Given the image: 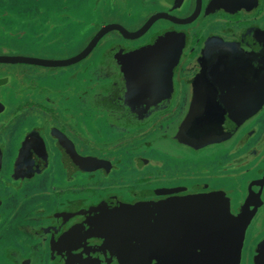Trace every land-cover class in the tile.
Here are the masks:
<instances>
[{
  "label": "flooded vegetation",
  "instance_id": "flooded-vegetation-1",
  "mask_svg": "<svg viewBox=\"0 0 264 264\" xmlns=\"http://www.w3.org/2000/svg\"><path fill=\"white\" fill-rule=\"evenodd\" d=\"M172 1L105 0L97 11L103 24L87 36L82 51L67 58L49 50V39H58V33L22 35L23 43L0 35V57L62 61L82 53L104 26L120 25L136 33L152 17L169 15L137 39H126L118 31L108 33L85 59L68 67L0 63V109L4 107L0 113V264H38L61 224L60 208L46 216L42 203L54 197V207L58 197L76 195L84 182L94 185L79 193L96 196L97 191L117 189L118 193L104 195L110 201L106 203L224 197L233 217L241 213L250 217L241 264H264V186L251 187L264 179V105L225 142L194 149L177 139L193 104L192 112L214 103L231 107L230 116L219 119L228 125L220 124L219 131L213 132L207 123L198 134L210 140L212 135H230L228 128L239 117L232 105L263 101L264 0H184L180 10L174 9ZM79 31L72 29L70 38L77 40ZM74 42L73 47L79 44ZM172 54L177 60L169 74ZM199 115L194 112L196 119ZM205 115L206 121H215ZM162 118V125L142 136ZM100 120L107 129L96 128ZM73 123L80 131L71 127ZM123 134L130 135L121 138ZM106 135L117 141L111 143L118 148L117 156L86 153L93 148L95 136L107 141ZM223 151L226 160L219 161ZM74 155L91 160L78 164ZM169 159L173 167L184 169L168 173ZM104 182V187L94 190ZM155 190L173 193L137 197L138 192ZM25 194L36 201L31 222L42 225L29 236L11 225L12 213L21 207L18 203L12 209L13 202L27 198ZM96 198L103 202L102 197ZM85 199L67 200V208L75 210L79 202L87 203ZM246 201L249 209L243 212ZM95 214L85 213L84 221ZM101 244L97 240L94 246Z\"/></svg>",
  "mask_w": 264,
  "mask_h": 264
},
{
  "label": "crops",
  "instance_id": "crops-1",
  "mask_svg": "<svg viewBox=\"0 0 264 264\" xmlns=\"http://www.w3.org/2000/svg\"><path fill=\"white\" fill-rule=\"evenodd\" d=\"M104 2L105 0H88L87 2H84L79 12L80 16L72 15L71 12L67 13L68 9L63 8L62 6L61 13L57 10L55 11V8L53 7L48 8V10L42 9L39 14L42 19L30 17L28 20L26 19L27 22H25L23 18L18 17L16 13L10 12L9 10H5V8L1 7L0 35L5 37L7 36V38H10L8 36H11L15 42L21 41V43H23L21 40L23 39L22 35L31 34L36 36L58 33L60 36H63L62 40L63 38L67 40L63 44L64 47L61 49H74L73 52L69 51V53H64V55L59 52L58 55L62 58H67L76 54L78 51H82L85 44L88 42L87 36L93 33L96 29V25L99 27V25L103 24L104 20L100 17V13H97V11L101 8ZM6 18H8L7 20L10 23L11 21L16 22L15 31H7L8 27L6 26ZM65 19H67L66 23L64 22ZM15 22L12 23L14 24ZM26 25H28L29 28L31 27L30 30L32 31L29 30V33L26 32ZM79 25H84L86 28L82 30L78 39L74 40L69 37L70 33L68 28L79 29ZM4 32H7V34L4 35ZM53 39L54 38L49 39V42L51 43ZM74 41H77V44L79 43L75 47L71 46L75 43ZM18 46L22 47V45ZM49 50L52 51L51 47ZM66 94L69 97L71 92L67 91ZM82 124L84 126H89L86 122H83ZM96 124V128L100 130L107 129L104 122L101 120L97 121ZM70 125L75 129V131H80V127H77L76 123ZM69 135L76 141V135L71 133ZM95 138H93V144L102 142L100 148L98 147L102 150L107 146L105 142L108 140L111 141L110 138H107V135L105 138L107 141ZM87 149L89 150V148ZM86 153L89 152L86 151ZM79 185L78 193H76V195H61L57 200H55L57 202L54 203V207L52 206L54 197H52V200L44 201L42 203L46 209V216L53 214L51 212H56V209L60 208L59 210L61 212V216L58 220L61 224L56 239H52V247H49V250H46L45 256L38 264H174L177 261L176 258L179 257V254L177 255L175 249L179 248L176 247L177 245L174 242L171 243V237L169 236V234L173 233L176 229L174 226L175 213H163L161 214V220H159V215L157 214L158 210L154 213H135L137 209L135 211L134 209L135 207H140L143 203L153 206L158 205V207L160 204L165 205L167 202L175 205H182L183 203L185 204L190 202L188 201V198L173 197L166 199V201H160L157 203H106L110 201L104 200V195L115 192L118 193L117 189H111L108 192L97 191L96 196H92L86 192H79L84 191L87 186H93L94 183L86 184L84 182L81 184L79 183ZM104 185H106V182L94 187V190L98 187H104ZM61 187L66 189L68 188V185L61 184ZM25 196H27V198L20 200L19 202H13L12 209H16V205L18 203L21 204V207L19 212L12 213L13 218L11 220V225L13 226L14 231L18 229L22 231L23 235L27 236L32 230L34 232L37 229L36 227L41 228L42 225L40 224L39 226H36L35 222H31V217L35 214L33 212L36 211L31 206L36 201H32L29 198L30 194H25ZM206 196H201L198 199L192 200V202L204 201ZM209 196H211L210 199L214 201V203L220 205L224 204L228 209H230V203L227 202L226 204L224 197L219 198L217 194L216 196ZM83 197L87 200L86 204L83 205V202L86 201H83L82 203L79 202V204H77L78 207L75 210H69L67 208V200L69 201L70 199H73L79 201L81 199L83 200ZM96 197H102L103 202L100 203ZM126 209L129 210V213H127ZM85 213L97 214L94 215L91 221L86 222L84 221ZM195 214L198 219L205 217H202L203 213ZM183 217L184 216H182V218ZM185 217L187 218L183 219V221L185 222V226H188L189 229L191 219L190 213H188ZM51 222L53 223V221ZM187 235H189L188 232ZM97 240L102 242L100 247L94 246ZM244 242L245 236L243 245ZM90 246H92V249L89 248ZM196 251L197 249L193 250L190 254L185 255H188V258H195L194 256ZM182 257L185 258L183 253ZM185 260L186 259H184V264H198L203 261V258L197 257L196 261L193 259L195 263L190 259Z\"/></svg>",
  "mask_w": 264,
  "mask_h": 264
},
{
  "label": "water",
  "instance_id": "water-1",
  "mask_svg": "<svg viewBox=\"0 0 264 264\" xmlns=\"http://www.w3.org/2000/svg\"><path fill=\"white\" fill-rule=\"evenodd\" d=\"M183 3L184 0L172 1L174 9L177 10L181 9ZM161 18L169 19V15L162 14L152 17L146 23V25L136 33H129L120 25L111 24L104 26L99 29V31L97 32L93 40L90 42V44L86 47V49L78 56L73 57L71 59H66L62 61H48L26 57H0V63L32 64L45 67H68L85 59L97 46L98 42L108 33L112 31H118L122 35H124L126 39H137L142 36L155 21ZM183 23L190 22L186 21ZM168 58L170 61L168 64L170 68V74L176 64L177 57L175 54H172ZM263 103L264 99L263 101L262 99L260 101H257L254 105L246 103L232 105V109H235L234 112L238 111L239 116L235 123V126H233L234 128H236H228L230 135L221 137L212 135V139L209 137L211 141L208 139H204V137H200L198 134L201 130L205 128L207 123H210L212 125L211 128L213 132L219 131L217 130V128H219L220 124L228 125V122H224V120L219 119L221 117L224 118L226 115L230 116L231 112H227V109L231 107L221 105L220 103H214L209 107H205L204 110L202 108L199 111H194L197 112L198 115L200 114L199 116H197L196 119V117L194 116V112H192L196 107L193 104L189 114L190 118L188 116L189 119L187 118L188 120H185V122L181 124L177 139L181 143L187 144L188 146H191L194 149H199L209 144L225 142L232 137V134H234L236 130L240 127L239 125H241L245 120L253 117L255 114L261 111L264 105ZM3 110L4 107L1 106L0 113L3 112ZM203 114H206L205 116L211 119L213 118L215 121H206L202 117ZM199 117L201 118L199 119ZM203 140H206V142H203ZM65 158H67V156ZM73 158L75 162H77L78 164L82 163L83 165L87 164V162L91 160L84 158L80 159L75 155L73 156ZM63 163L67 164L66 159L63 160ZM76 167H79V165ZM255 184H257V186L263 187L264 179L262 181L252 183L251 187ZM251 187L249 193L252 192ZM167 193L171 194L173 193V191H141L137 193V197H157L166 195ZM250 196L252 197V194H250ZM210 198L211 196L207 195L204 201H200L203 203H200L198 201H190L185 204L183 203L182 205H175L173 203L167 202L165 203V205L160 204L159 207L158 205L153 206L150 204L143 203V205H141L140 207H135L134 211L137 209L135 213H154L156 210H158L157 214L159 215V220H161V214L163 213H175L174 226L176 229L173 233L169 234V236L171 237V243L174 242L177 245L176 247L179 248L175 249V252L177 253V255L179 254V257L176 258L177 261L174 264H184V259H195L196 261L197 257L203 258V261L199 262L198 264H240L244 236L250 217L248 216V213H241L237 218H233L230 215L229 209L226 205L216 204ZM248 209V201H246L245 205L242 207V211L245 212ZM126 211L127 213H129V210L126 209ZM188 213H190L191 218L189 223V229L188 226H185V222L183 221V219L187 218L185 216H187ZM195 213H203L202 217H205L198 219ZM182 216L184 217L182 218ZM187 232L189 233V235H187ZM195 249H197L196 254L194 256L195 258L190 256V258H188V255H185L190 254ZM182 253L184 254L185 258L182 257Z\"/></svg>",
  "mask_w": 264,
  "mask_h": 264
},
{
  "label": "rangeland",
  "instance_id": "rangeland-1",
  "mask_svg": "<svg viewBox=\"0 0 264 264\" xmlns=\"http://www.w3.org/2000/svg\"><path fill=\"white\" fill-rule=\"evenodd\" d=\"M83 2H85V0H0V8L2 7V8H5V10H9L10 12L16 13L18 17L23 18L24 21L27 22L26 19L28 20L30 17H34V18H37V19L38 18L42 19V17L39 15L40 11L42 9H47L48 10V8H51V7L55 8V11L57 10V11H59L61 13L62 12L61 6H62L63 8H67L68 9L67 13L71 12L72 15H76L77 16V10L80 12ZM7 19L8 18H6V26L8 27L7 31H11V32L15 31L14 29H15V26H16V22L15 21H11V23H10ZM67 19L64 20L65 23H66ZM12 22H15V23L13 24ZM26 26H27L26 27V29H27L26 32L29 33L28 31L31 29V27L29 28L28 25H26ZM85 28H86V26L79 25V30L80 31L77 32L76 34H80L82 32V30H84ZM68 29H69V33L71 34L72 29L71 28H68ZM30 31H32V30H30ZM34 31H35V29H34ZM6 34H7V32H4V35H6ZM70 34H69V37L71 36ZM62 37L63 36H59L58 39H53L51 41V44H52L51 50L52 51L55 50L56 54H59V52H61V53H63V55H64V53H69V51L73 52L74 49H71V48H69V49H61L60 51L58 50L59 47L60 48L64 47L63 44L67 41V40H65V38H63V40H62ZM4 39H8V38L4 37ZM73 39H74V37H73ZM163 120H164V118H162L161 121H158L156 124H154L152 127H150L149 130L143 131L142 132V136H149L151 131L155 130L158 125H160V124L162 125V123L164 122ZM142 126L145 127L143 124H141L140 130H142V128H143ZM87 128L91 130L90 126H87ZM143 130H144V128H143ZM129 135L130 134H123L120 137L121 138H123L125 136L128 137ZM97 142H99V141H97ZM101 143L102 142L92 144L93 148L88 150V152L90 154H96L97 156H100V157H103V158L105 156H107V155L112 156V155L115 154L117 156L118 148L112 146V144H111V143H117V141L111 140V141L105 142V144H107V146L105 147L104 150L96 148V147L100 148ZM224 152L225 151H223V152H221L219 154V156H220L219 159H218L219 161L226 160V156H224L225 155ZM113 158H115V157H113ZM172 159H174V158H172ZM172 159H169V161H167V163H169V166L167 167L168 168L167 172L168 173H180L184 168L181 170V167H178V166H174L173 167V164L171 162ZM164 160H166V159H164ZM181 162H183V161H181ZM181 162L180 163H176L175 162V164H181ZM194 169H197V167H194Z\"/></svg>",
  "mask_w": 264,
  "mask_h": 264
}]
</instances>
